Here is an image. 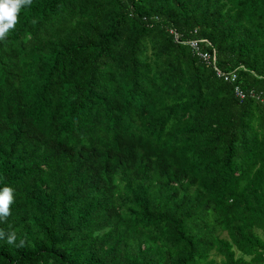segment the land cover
Here are the masks:
<instances>
[{"label": "trees", "instance_id": "16d2710c", "mask_svg": "<svg viewBox=\"0 0 264 264\" xmlns=\"http://www.w3.org/2000/svg\"><path fill=\"white\" fill-rule=\"evenodd\" d=\"M250 93L264 0H33L0 41V229L25 240L0 264H264Z\"/></svg>", "mask_w": 264, "mask_h": 264}, {"label": "clouds", "instance_id": "9594fccd", "mask_svg": "<svg viewBox=\"0 0 264 264\" xmlns=\"http://www.w3.org/2000/svg\"><path fill=\"white\" fill-rule=\"evenodd\" d=\"M33 0H0V41L6 39L10 30H14L18 22V13L24 7L32 4ZM15 202L14 190L4 187L0 190V222L7 221L12 214L11 205ZM0 240H6L9 245H16L17 234L15 231L5 232L0 229ZM25 240L20 239L17 247H23Z\"/></svg>", "mask_w": 264, "mask_h": 264}, {"label": "built area", "instance_id": "2783aa9c", "mask_svg": "<svg viewBox=\"0 0 264 264\" xmlns=\"http://www.w3.org/2000/svg\"><path fill=\"white\" fill-rule=\"evenodd\" d=\"M177 39L178 38L175 35V40L177 41ZM202 42L205 43L204 45L206 47L209 46L208 42H206V41H202ZM188 46L192 50V54L196 58H198L199 60L204 62L207 66L212 67V69L215 71L216 77L222 79L225 82H229L231 84H234L237 81L236 73H224V72L217 69L216 56H215L214 52L209 53V52L203 50L204 48L200 47L199 42H197L195 40H190L188 42ZM234 94L241 101L245 99V94L243 93V91L240 90V88L238 86L234 87ZM250 96L252 98H255L256 100H258L264 107V95L261 96V95H256L254 93H250Z\"/></svg>", "mask_w": 264, "mask_h": 264}]
</instances>
